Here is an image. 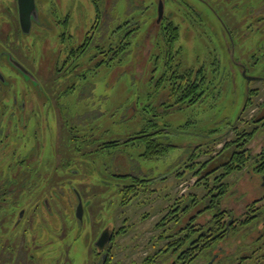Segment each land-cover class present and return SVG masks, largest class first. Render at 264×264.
Instances as JSON below:
<instances>
[{
    "label": "rangeland",
    "instance_id": "rangeland-1",
    "mask_svg": "<svg viewBox=\"0 0 264 264\" xmlns=\"http://www.w3.org/2000/svg\"><path fill=\"white\" fill-rule=\"evenodd\" d=\"M38 1L39 15L25 31L16 0H0V188L17 192L0 201V264H96L102 258L95 242L105 229L118 232L113 264H144L167 242L157 224L172 204L203 192L195 174L201 162L235 137L228 132L239 118L241 129L258 110L264 115V0L254 10H239L244 0H162V22L160 0ZM170 19L180 32L174 63L204 76L205 95L195 103H176L181 93L172 94V80L159 82L168 72L163 26ZM130 30L128 49L115 56L109 47ZM87 36L93 37L87 51L68 57ZM106 56L109 63L102 62ZM251 88L257 94L242 115ZM153 119L169 129L161 140L173 146L164 156L143 158L140 141L93 151L101 142L153 131ZM263 145L264 128L252 141L255 150ZM134 176L150 183L124 206L120 189Z\"/></svg>",
    "mask_w": 264,
    "mask_h": 264
},
{
    "label": "flooded vegetation",
    "instance_id": "flooded-vegetation-1",
    "mask_svg": "<svg viewBox=\"0 0 264 264\" xmlns=\"http://www.w3.org/2000/svg\"><path fill=\"white\" fill-rule=\"evenodd\" d=\"M255 1L257 2V0H244L239 10H254ZM35 2L36 15L38 16L41 9L40 3L38 0ZM161 2L164 8V2L160 0ZM239 5L238 1L234 3V6L238 7ZM261 6L264 8V2ZM191 7L193 8V5ZM16 10L19 15L18 0H16ZM35 10H32L33 14H31L32 22L37 18ZM164 18L165 14L158 22H162ZM76 50L69 49L68 57L73 56V51L76 52ZM262 79L263 77L260 76L254 78L253 81L261 82ZM251 90L254 88H251L250 92ZM247 103L248 98L242 115L248 109ZM254 111L256 108L252 109V112ZM257 113L256 117H253L252 114L251 124H247L248 127L239 129L240 118L231 127L228 133L235 132V137L231 139L235 140L233 146L235 150H225L228 148L227 143L231 141L226 140L222 148L224 157L221 156V158H225L229 154L232 157L222 160L221 166L215 167L216 169L207 176V179L202 181L203 192L199 194V197L196 192L190 195L189 202L186 204L188 218L185 224L188 226V230L180 231L185 226L182 224V227H177L171 238L178 240L180 236L187 234L189 237H187L186 249L176 245L172 253L176 255V258L169 264H183L187 260L186 264H194L199 258L198 264H264V145L260 150H255L252 147L256 133L259 129L264 128V115L259 114V110ZM243 150L250 157V161L243 169L229 173L226 163L233 159V155H237V151ZM244 179L245 181L242 183L241 181ZM10 194L15 196L16 188L13 186L6 189L0 188V201L4 196ZM247 196H251L250 199H245ZM200 199L203 204L199 202ZM44 205L47 209L49 208L47 199L44 200ZM25 213L26 211H22V215L15 220L17 225L24 221ZM181 222L182 219L176 225L180 226ZM103 231L108 233L110 239L103 247L96 246L99 249L97 254L102 259L96 258L95 263L113 264L114 257L111 250L118 232L108 229ZM2 239L0 231V245ZM183 249L187 251L186 259L180 257Z\"/></svg>",
    "mask_w": 264,
    "mask_h": 264
},
{
    "label": "trees",
    "instance_id": "trees-1",
    "mask_svg": "<svg viewBox=\"0 0 264 264\" xmlns=\"http://www.w3.org/2000/svg\"><path fill=\"white\" fill-rule=\"evenodd\" d=\"M100 11L98 10L97 14V23L95 27H97V30L100 29V26L98 24V18H99ZM101 21V20H100ZM98 24V25H97ZM165 29V40L166 44L168 46L167 50V65H168V72L164 73L160 79L159 82L163 80H172L170 84H172V94L175 95L176 93H181L179 95V98L176 103H195L200 101L203 96L205 95V90L201 87L202 82L204 81V76L202 74V70L195 72L192 69L180 71L178 69L179 63L175 64V54L173 52V47L176 43V41L179 39L180 32L179 27L171 20H168L167 25L163 27ZM135 33V30H130L124 39H121L120 42L117 43L116 47H109V50L115 51L116 55H121L126 52L128 49V45L130 44L129 38L131 35ZM93 40V37L89 38L87 36L84 40V42L79 45L77 48L78 54H84L87 51V48L91 44ZM73 53H75L73 51ZM120 53V54H119ZM77 54V55H78ZM112 58L110 56H106L102 62H110ZM170 73V74H169ZM257 94L255 90H251L250 96L248 97V105L252 103V96ZM175 103V105H176ZM172 106V105H171ZM152 126L155 127L153 131L148 130V128H144L142 131L138 132L136 135L126 139V140H112V141H105L99 143L97 148H95L93 151H103L104 149H112L117 148L121 145L127 146L129 143L133 144L136 141H140L144 144V151L141 153V156L143 158H159L164 156L169 150L172 148V144H169L168 142L162 141L161 138L163 137L162 133H166L169 131L168 128H159L158 124L152 120ZM240 134V133H238ZM252 134V133H251ZM243 135V133H241ZM74 137H71V139L76 140L77 135H73ZM235 143V140H231L227 143V147L225 150L231 151L235 150L233 148ZM233 148V149H232ZM223 149L219 151L215 156L211 157L209 160L201 162V166L196 169L197 165L195 163H192L191 167L193 169H196L195 174H197L199 177L196 181V184H203V180L207 179V176L212 173L216 168L221 166V162L218 163L215 167H213L211 170H205V168L208 166V163L215 157H218L222 153ZM198 156V152H194L193 155L190 157L194 160V158ZM224 157V156H223ZM231 158L232 155L229 154L224 159ZM190 158V159H191ZM223 159V160H224ZM235 160V161H234ZM234 161V162H233ZM250 161V157L245 154V150L243 151H237V155H233V159L229 160L226 165L228 166V172H235L243 169ZM237 162V163H236ZM205 170V171H204ZM204 171V172H203ZM150 179L149 178H141L139 176L132 177V182L129 184H126L121 187L120 191L122 192V205L126 206L130 203V201L133 199V197H136L142 192L143 189H146L149 185ZM147 186V187H146ZM140 188L142 189L140 191ZM187 205H180V203H174L172 204L170 210L163 216V218L159 221L157 226L161 230L160 237L163 239H167L166 244L164 245L159 252L154 254L153 256H149L144 259V264H156L159 258L168 256L173 253L174 247L177 245V247L185 248L188 241L189 236L187 234H184L183 236H180L178 240L171 239L174 234V227L176 226V223L182 219L183 216H185L187 212ZM172 223V226L170 225ZM188 230V226L185 224L181 228L180 231L186 232ZM182 234V233H181ZM183 249L180 253V257L186 259L187 251ZM188 263V260L185 261L183 264Z\"/></svg>",
    "mask_w": 264,
    "mask_h": 264
},
{
    "label": "water",
    "instance_id": "water-1",
    "mask_svg": "<svg viewBox=\"0 0 264 264\" xmlns=\"http://www.w3.org/2000/svg\"><path fill=\"white\" fill-rule=\"evenodd\" d=\"M18 5H19V20H20V24L22 26V29L25 31L30 30V27L32 25V10L36 9V2L35 0H18ZM164 14V8H163V3L161 2L159 5V14H158V21H160L163 17ZM35 15H36V10H35ZM37 17V15H36ZM11 62L18 67L21 71H23L25 74H27L28 76H30L32 79H34V76L23 66L21 65L18 61L15 60V58H13L11 56L10 58ZM0 78H3L2 73L0 72ZM76 194L79 200L77 209H76V216L77 218H79L80 220H82V216H83V202H82V198L80 197L79 192L76 190ZM22 215V212L20 213V216ZM110 239V236L108 235L107 232L103 231L100 235V237L97 239V241L95 242L96 246L99 247H103L104 244L107 242V240Z\"/></svg>",
    "mask_w": 264,
    "mask_h": 264
}]
</instances>
